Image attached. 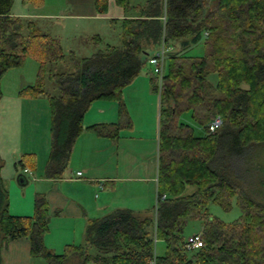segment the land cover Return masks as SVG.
<instances>
[{"label": "trees", "instance_id": "trees-1", "mask_svg": "<svg viewBox=\"0 0 264 264\" xmlns=\"http://www.w3.org/2000/svg\"><path fill=\"white\" fill-rule=\"evenodd\" d=\"M44 1L22 0L35 7ZM113 1L127 6V0ZM13 2L0 0V97L6 70L33 56L37 81L20 88L18 95L48 96L46 177L62 174L91 101L114 98L119 115L128 118L123 88L144 70L155 46L203 38L204 51L169 52L161 78L152 67L147 71L160 102L153 214L141 216L129 207H116L91 217L85 241L56 253L43 241L50 218L45 193L35 192L31 215H13L0 175V250L4 242L25 237L31 255L43 257L45 264H62L72 256L77 264H150L153 257L155 264H264V202L240 187L228 159L231 152L264 143V0H146L137 15L121 18L119 43L84 56L65 50L59 37L39 31L32 17L13 14ZM109 2L94 0L96 12L106 13ZM66 61L70 69H56ZM212 73L215 82L209 80ZM47 79L54 80L56 92L47 90ZM184 111L205 130L197 133L181 120ZM216 114L222 123L209 132L206 125ZM33 157V152H23L15 162L18 172L33 164ZM2 164L0 157V168ZM186 184L195 189L183 193ZM234 197L240 208L236 218L224 221L210 215L209 202L229 209ZM193 218L202 220L203 244L187 250L184 228ZM158 240L164 242L162 253L155 252Z\"/></svg>", "mask_w": 264, "mask_h": 264}, {"label": "crops", "instance_id": "crops-1", "mask_svg": "<svg viewBox=\"0 0 264 264\" xmlns=\"http://www.w3.org/2000/svg\"><path fill=\"white\" fill-rule=\"evenodd\" d=\"M20 1L27 10L20 12L17 11V7H12L11 12L23 13L28 17L36 15L35 9L41 8L44 3H49L47 0L41 6L35 7ZM60 1L65 11L57 15L51 14V16L58 18L59 14L62 21L70 19L71 22L65 24L67 32L66 30L64 32L66 33L61 34L57 31L50 33L60 38L65 50L71 49L77 56H84L106 44H117L107 41L95 49V46L103 41V34H100L93 23L99 24L97 21L105 19L106 23L120 25L121 18L137 15L139 6L146 0H127L126 7L110 0L108 10L104 14L96 12L94 0ZM56 22L52 20L50 26L52 27L51 23ZM83 34L84 44L78 51L73 40L82 38ZM96 35H99L101 39L97 40L93 37ZM192 44L195 43L184 39H176L168 44L161 43L167 49L166 56L172 51L187 50ZM85 45L88 46L86 52L90 51V53L82 51L81 48ZM161 45L155 46L153 51H157ZM147 64L149 66L123 88L122 96L128 118L119 115V104L114 98H97L91 101L83 114L82 130L73 143L67 165L62 174L57 177L43 175L49 148H46L44 156L39 155L37 148L22 144L24 97L17 95L20 88L12 93H6L2 85L0 157L3 159V164L0 175L8 190V210L13 215H31L35 192H44L49 202L50 218L43 241L53 252H63L67 244L83 243L88 219L112 207L111 201L130 197L134 199V202L126 207L141 216L153 214L157 199L160 102L159 95L150 81V74L147 73L152 65ZM96 124L109 126L100 130L93 129L91 126ZM136 142L143 144L142 150L137 147L140 152L138 160L125 163L123 161L125 147L129 143L137 146ZM152 149L155 152L153 166L150 165L151 158L149 159ZM23 152L34 153L33 164H25L23 169L28 179L32 176L33 180L29 179L25 185L18 186L16 183L18 168L15 162L20 159ZM134 168H137V174L132 173ZM33 169L42 171L40 176L35 175ZM152 179L155 183L154 190L150 187ZM194 189L195 185L186 184L183 193H191ZM151 200L154 205L150 208ZM1 254L3 264H31V259L34 257L30 253V242L25 237L4 242Z\"/></svg>", "mask_w": 264, "mask_h": 264}, {"label": "rangeland", "instance_id": "rangeland-1", "mask_svg": "<svg viewBox=\"0 0 264 264\" xmlns=\"http://www.w3.org/2000/svg\"><path fill=\"white\" fill-rule=\"evenodd\" d=\"M46 1L47 0H45V2ZM48 1L49 3H44V5L41 8L35 9L34 11V13L36 12V15H33L32 18L36 22V27L39 29V31L49 34H53L50 33L53 31L61 32V34L62 32L66 33L67 32L66 25L69 24L71 20L70 19L64 20L65 23L64 21H62L59 14H61V11H65V10H63L64 7L61 4V1L60 0H48ZM12 7H17L18 9L17 11L20 12H24L27 10V8H24L25 5H23L20 0H14ZM57 13H59L58 18L51 16V14L57 15ZM16 15L28 17L23 13H19ZM52 20H56L57 22L51 23L52 24L51 27L50 22ZM97 23L99 24L93 23V26H96L99 29L100 34H103V41L101 43H98V46H95V49L96 47L97 48L101 47L103 43L107 41L112 43H118L120 41L119 24L115 25V24L106 23L105 19L99 22L97 21ZM63 26L65 27L63 28ZM65 30L66 32H64ZM83 36L84 34L81 36L82 38L73 40V44L76 46L77 50L84 44ZM87 48L88 46L85 45L81 49L82 51L86 52ZM203 51H204V44H203V38H201V40H199L197 43L192 44L191 47H189L186 50V53L201 54L203 53ZM86 53H90V51ZM148 66L149 65L147 64V66H145L144 69H146V67ZM70 67H71L70 62L66 61L65 63H62L61 66L60 65L57 66L56 69L61 71V70L70 69ZM37 70H38V62L33 56L28 54L20 65L10 67L6 70V73L3 75L1 80V87L3 85L4 92L12 93L14 90H16L17 88H21L23 85L29 83H36ZM216 79H217L216 73H212L209 75V80H211L212 82H215ZM46 88L49 92H53V93L56 92L57 88L54 80L47 79ZM23 111H24V122L22 129L23 131L22 144L33 146L38 149V152L40 153L39 155L42 154L44 155L46 153L45 151L47 150L46 148L50 147L48 145L50 144V123H51L50 104L46 93L40 94L32 98L24 97ZM180 119L193 125L194 130L197 133H200L205 130V127L199 125L193 119L190 111H184L183 113H181ZM136 144L137 146L133 143H129L125 147L126 151L123 158V161L125 163L136 162L138 160V156H139L138 153L140 152L137 147H140L142 150L143 144L140 142H136ZM154 157H155V152L152 149V152H150L149 154V159L151 158L150 165L152 166L155 165ZM228 159H229L230 167L232 168V172L234 173V176L237 177L240 183V187H242L246 191V193L250 195L252 198L264 202V143H257L250 146H246L239 153L231 152ZM136 171L137 168H134L132 170V173L137 174ZM33 173L37 176H40V173H42V171H40L39 169L38 170L33 169ZM31 177L29 179H31L32 181L33 179ZM152 180L153 181H151L150 187L153 188L154 190L155 183H154V179ZM17 185L20 186V184L18 183ZM133 202L134 199L130 197L128 199H117L115 201H111L110 205H112V207L98 214V216L103 215L106 212L116 207H126V205L128 206ZM231 202L232 204L229 209H225L221 205L215 202H209L208 211L212 216H217L224 221H231L234 218H236L240 213V208L236 202L235 197L232 199ZM153 205L154 202L153 200H151L149 207L151 208L153 207ZM201 225H202L201 219H195V218L189 219L184 228L185 235L200 231ZM163 251H164V242L162 240H158L155 243V252L162 253ZM0 255H2L1 250H0ZM1 259H2L1 264H3L2 256ZM44 262L45 260L43 257L34 256L31 259V264H44ZM62 264H77V258L73 256L69 257ZM89 264H93V263L90 262Z\"/></svg>", "mask_w": 264, "mask_h": 264}, {"label": "built area", "instance_id": "built-area-1", "mask_svg": "<svg viewBox=\"0 0 264 264\" xmlns=\"http://www.w3.org/2000/svg\"><path fill=\"white\" fill-rule=\"evenodd\" d=\"M166 47H161L148 57V62L152 65L153 71L161 78L166 62ZM222 123V118L219 114L214 115L206 125L207 131H215ZM80 172V171H79ZM184 247L187 250H194L202 246L203 239L200 232H194L186 235L184 239ZM150 264H155L154 257L150 259Z\"/></svg>", "mask_w": 264, "mask_h": 264}, {"label": "water", "instance_id": "water-1", "mask_svg": "<svg viewBox=\"0 0 264 264\" xmlns=\"http://www.w3.org/2000/svg\"><path fill=\"white\" fill-rule=\"evenodd\" d=\"M16 181L20 185H25L29 181V179L23 171H19L16 175Z\"/></svg>", "mask_w": 264, "mask_h": 264}]
</instances>
